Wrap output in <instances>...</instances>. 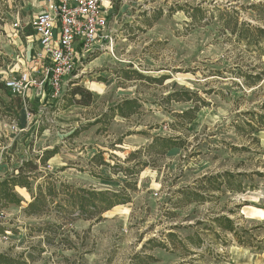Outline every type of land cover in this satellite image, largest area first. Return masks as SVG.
<instances>
[{"label": "rangeland", "instance_id": "1", "mask_svg": "<svg viewBox=\"0 0 264 264\" xmlns=\"http://www.w3.org/2000/svg\"><path fill=\"white\" fill-rule=\"evenodd\" d=\"M48 1L0 0V176L54 148L58 154L46 170L76 187L119 192L128 181L125 170L137 162L147 167L133 178L130 203L97 223L67 224L54 246L45 245L35 230L52 217H26L22 208L30 195L17 189L22 206L0 214L8 230L0 236V253L42 249L33 264H264V131L250 132L244 115L264 117V43L259 41L263 49L247 47L229 29L237 22L264 30V13L250 9L264 0L117 3L109 18L111 51L89 52L64 84L60 109L77 86L91 93L90 107L74 104L59 112L36 91L30 98L14 97L3 87L20 71L23 55L12 23L26 28ZM133 72L147 80H135ZM237 73L263 80L248 87ZM163 76V82L154 81ZM182 92L195 95L192 102L166 100ZM126 98L138 100L137 114L86 128ZM194 106L200 111L192 123L177 117ZM155 137L176 138L184 147L149 155L145 149ZM98 153L108 166L90 162ZM221 173L242 175L233 191L206 193L203 177ZM186 187L205 200L184 204L177 192ZM220 217L233 222L236 234L215 223Z\"/></svg>", "mask_w": 264, "mask_h": 264}, {"label": "trees", "instance_id": "2", "mask_svg": "<svg viewBox=\"0 0 264 264\" xmlns=\"http://www.w3.org/2000/svg\"><path fill=\"white\" fill-rule=\"evenodd\" d=\"M250 9L264 13V4L251 5ZM229 29L231 34L236 35L239 41H244L247 47L263 49L261 47L259 48V41H263L262 43H264L263 29L245 23L238 26L237 22L229 26ZM261 55L264 56V50ZM133 73L136 76L135 80H147V78L140 74ZM235 75L241 78L243 83L248 87H253L263 80L262 75L250 76L242 73H237ZM124 77L127 81L131 80V77L128 75ZM166 79V76H163L159 79H154V81L161 83ZM74 96H78L79 100L74 101ZM193 96L195 95L186 92L173 93L169 94L166 100L192 102ZM62 98L63 96L54 104L55 106L51 108L52 112L68 109L74 104L90 107L92 102L91 93L81 86H77L71 92L69 102L65 103L60 109V103L63 102ZM140 107L141 105L138 100L126 98L115 106L108 108L93 124H88L86 128L89 127V125L94 126L102 124L104 121L112 120L115 117L129 118L137 114ZM199 111L200 107L194 106L182 114L177 115V117L186 124H190L195 120ZM244 115L250 117V122L246 124L250 132L256 134L264 131L263 116L251 112L245 113ZM86 128L75 130L69 137H76ZM237 128L238 126H235V129ZM40 132H42V130ZM183 147V143L177 141L176 138L155 137L145 150L149 155L164 156L171 150L181 149ZM140 153L141 151L136 152V154ZM57 154V148L42 150L38 155L22 160L17 167L12 168L10 172L0 176V214L10 207H21L23 200L17 194L16 189L25 190L30 195L31 199L30 202L25 203L24 208H22V212L25 216L37 218L51 216L53 219L52 222H47L43 227L35 229L38 233L44 235L42 242L47 246H54L57 238L65 233L64 229L67 224H71L77 220L94 221L97 223L102 220V216L106 212L117 206L130 203L129 192L136 191V181L133 178L147 167L146 163L137 162L132 171L125 170V177L128 181L122 184L119 192L108 190L97 191L91 188L87 189L63 183L52 173H49L46 170L47 163ZM128 161H130V158ZM90 162H97L99 167L108 166L103 161L100 153L94 155ZM139 167L140 169H137ZM115 174H117V172H115ZM241 175L242 174H237L233 176L229 173H221L211 175L210 177H203L202 182L204 183V188L202 189L205 190L206 193L218 192L222 187H225L229 191H233L232 185L236 178ZM177 194L186 205L190 203H201L205 200L204 195L197 192L195 188L192 187L183 188L179 190ZM214 221L225 231L236 234L233 222L230 219L220 217ZM7 231L8 230L4 226L0 225V236L5 235ZM168 237L171 239L175 236L169 234ZM192 240H194L192 237L186 239V241ZM58 243L59 242H56V246H59ZM179 244L181 245L182 242L180 241ZM161 247L165 248L166 246L161 244ZM65 248L72 249L71 246ZM42 252V249L35 247L16 255L2 252L0 253V264H33L38 260L37 256ZM148 259L150 262H153L152 258L148 257Z\"/></svg>", "mask_w": 264, "mask_h": 264}, {"label": "built area", "instance_id": "3", "mask_svg": "<svg viewBox=\"0 0 264 264\" xmlns=\"http://www.w3.org/2000/svg\"><path fill=\"white\" fill-rule=\"evenodd\" d=\"M125 1L49 0L29 24L39 50L30 53L27 66L21 58L20 71L3 82L4 89L29 98L36 91L37 98L54 105L89 52L111 51L109 18L114 6ZM11 27L19 36V21Z\"/></svg>", "mask_w": 264, "mask_h": 264}, {"label": "crops", "instance_id": "4", "mask_svg": "<svg viewBox=\"0 0 264 264\" xmlns=\"http://www.w3.org/2000/svg\"><path fill=\"white\" fill-rule=\"evenodd\" d=\"M11 32H13L12 27H11ZM14 36H16L14 34ZM33 30L30 26H27L26 28H21V31L19 33V36H16L17 41L20 44V51L22 52V57L24 59V62L29 59L30 53H35V51L39 50V45L36 44L35 41L33 40ZM26 66L28 65V63H26ZM21 69V68H20Z\"/></svg>", "mask_w": 264, "mask_h": 264}, {"label": "bare ground", "instance_id": "5", "mask_svg": "<svg viewBox=\"0 0 264 264\" xmlns=\"http://www.w3.org/2000/svg\"><path fill=\"white\" fill-rule=\"evenodd\" d=\"M14 97H20V95H18V96L15 95Z\"/></svg>", "mask_w": 264, "mask_h": 264}, {"label": "water", "instance_id": "6", "mask_svg": "<svg viewBox=\"0 0 264 264\" xmlns=\"http://www.w3.org/2000/svg\"><path fill=\"white\" fill-rule=\"evenodd\" d=\"M17 190V189H16Z\"/></svg>", "mask_w": 264, "mask_h": 264}]
</instances>
